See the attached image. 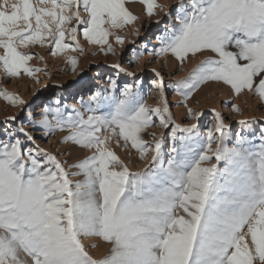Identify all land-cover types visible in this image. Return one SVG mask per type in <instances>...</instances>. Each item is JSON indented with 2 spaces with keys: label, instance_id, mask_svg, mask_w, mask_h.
<instances>
[{
  "label": "snow or ice",
  "instance_id": "1",
  "mask_svg": "<svg viewBox=\"0 0 264 264\" xmlns=\"http://www.w3.org/2000/svg\"><path fill=\"white\" fill-rule=\"evenodd\" d=\"M48 2L38 0L37 6L32 0H0V69L8 76L24 73L35 79L41 71L28 66L33 56L21 47L44 46L51 38L54 56L70 48L83 51L77 27L69 33L76 46L65 43V25L73 19L85 40L101 50L107 45L105 54H115L111 29L137 20L126 0H51L50 7ZM139 2L149 17L163 9L157 0ZM158 39L157 55L171 54L182 64L205 51L218 57L203 61L179 82L177 94L185 105L210 81L229 85L237 96L255 90L264 99V0H182L175 22ZM116 42L123 44V38L117 36ZM69 63L74 72L78 61L69 58ZM109 84L115 93L116 81ZM157 87L163 96L162 78ZM106 93L97 88L90 103L82 102L87 117L76 109L65 115L57 99L58 107H44L38 122L29 121L47 135L67 131L64 143L93 151L73 166L78 169L74 175L84 177L75 184L56 156L26 146L25 141L35 145V138L23 122L12 131L5 121L0 135V264H264V132L258 146L241 138L229 148V130L215 113V135L208 128L198 148L178 149L173 143L174 155L165 166L164 137L150 144L142 133L153 126V116L165 128L174 124L167 99L162 107L151 108L130 86L119 97ZM0 96L14 106L25 103L6 90ZM188 112L197 118L191 108ZM177 131L193 129L175 125L172 141ZM113 139L137 150L142 160L153 153L156 170L132 173L109 148ZM213 158L210 167L202 166ZM221 161L225 164L218 167ZM89 237L110 244L108 255L94 259L83 243Z\"/></svg>",
  "mask_w": 264,
  "mask_h": 264
},
{
  "label": "rangeland",
  "instance_id": "2",
  "mask_svg": "<svg viewBox=\"0 0 264 264\" xmlns=\"http://www.w3.org/2000/svg\"><path fill=\"white\" fill-rule=\"evenodd\" d=\"M12 2L15 0H9V3ZM32 2L39 6L38 0H32ZM181 2L182 0H157L163 9L157 8L156 14L149 17L146 14V6L139 0H126V7L137 17V20L122 29H111L113 34L109 37V43L115 50V54L112 52L105 54L107 45L103 46L104 50H101L100 45H94L85 40L81 31L82 26L74 19L70 24L65 25V43L74 48L78 41L79 47L83 51H72L70 48L54 56L51 54L53 49L48 46L51 38L45 42L44 46L37 44L28 48L21 47L19 51L33 56L28 66L41 69V71L36 73L34 79L24 73L18 77H10L0 69V90H6L25 101L24 105L14 106L8 103L3 96H0V135L5 128V121H8V126L12 131H15L19 126L17 122H23L25 131L35 138V145L25 141L26 146L39 147L45 153L56 156L75 184L82 181L84 177L74 175L78 169L73 166L93 155V151L81 148L71 141L64 143L69 135L67 131H56L47 135L42 128L33 127L29 121L38 122L43 108L46 106L58 107L55 104L57 99L61 100L65 115H74L72 110L76 109L87 117L90 113L86 111L82 102L90 103L89 96L81 102L84 94L81 95L80 92L94 93L99 88L106 89V94L109 97L113 95L119 97L124 87L130 86L136 98L144 101L151 108L162 107L163 99H167L174 124L170 123L165 128L159 124V118L153 116V126L142 133V137L150 144H154L156 139L164 137L161 152L162 162L165 166L170 156L174 155L171 152L173 143L178 149L198 148L205 140L208 128H212L215 135L217 123L215 113L220 114L229 130L226 140L229 148L234 147L236 141L241 138L258 146L261 142V133L264 132V99L257 95L255 90L251 92L245 90L237 96L229 85L210 81L201 85L186 105L184 97L177 94L179 82L186 80L203 61L218 59L216 54L210 51L197 53L195 56L190 55L183 64L179 60L173 59L175 57L171 54L157 55L160 47V40L157 42V37L175 22L176 8ZM183 2L186 3L187 0H183ZM48 6H51V0H49ZM143 10L145 12L139 15L138 12ZM169 15L172 17L171 20ZM81 16L87 18V14L82 10ZM72 27L78 29L77 41L71 40L69 33ZM117 36L123 38V44L116 42ZM132 49H135V53ZM0 54H3V49H0ZM137 55L139 56L138 61ZM69 58H75L78 61L74 72ZM115 65H119V67H114ZM121 68L124 69L123 72L120 71ZM127 73H132V75H127ZM156 73L160 75L157 76ZM161 78L165 85L163 96L157 87ZM111 80H115L117 84L115 93L110 88L109 81ZM234 107H238L240 111H233ZM189 108L197 115L196 119L190 118ZM101 111L104 112L106 109H101ZM11 117H15L16 120L11 121ZM241 122H248V125ZM175 125L192 128L193 131L190 133L177 131V140L172 141L170 135ZM122 145L123 141L118 144L115 139L109 142V148L116 153L132 173H145L148 169L153 168L151 159L153 153H149L148 157L142 160L137 150ZM215 147L214 144L213 149ZM212 163H215L214 158L212 161L204 162L202 166L210 167ZM224 164L225 162L221 161L218 167H223ZM155 170L153 168V171ZM180 214H183L182 210H180ZM83 243L94 259L104 258L111 248L110 244L94 237L85 238Z\"/></svg>",
  "mask_w": 264,
  "mask_h": 264
},
{
  "label": "bare ground",
  "instance_id": "3",
  "mask_svg": "<svg viewBox=\"0 0 264 264\" xmlns=\"http://www.w3.org/2000/svg\"><path fill=\"white\" fill-rule=\"evenodd\" d=\"M144 12H145V11L143 10V11H141V12H138V14L141 15L140 13H144ZM159 36H160V34H159ZM159 36H158V37H159ZM158 37H157V42H159ZM173 59H176V58H173ZM80 94H81V95L84 94V95H83L84 98L82 97L81 100H80V101L82 102V101L85 99V97L90 96V94H92V92H91V93H89V92H80ZM46 107H47V106H46Z\"/></svg>",
  "mask_w": 264,
  "mask_h": 264
}]
</instances>
